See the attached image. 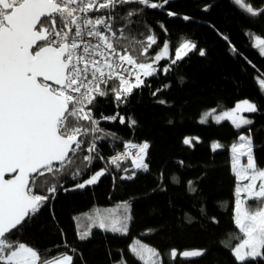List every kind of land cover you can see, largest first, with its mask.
<instances>
[{
    "label": "trees",
    "instance_id": "1",
    "mask_svg": "<svg viewBox=\"0 0 264 264\" xmlns=\"http://www.w3.org/2000/svg\"><path fill=\"white\" fill-rule=\"evenodd\" d=\"M244 2L254 9L264 8V0ZM130 11L134 14L129 16ZM111 15L114 40L139 62H149L166 42L169 57L159 63L155 75L144 78L147 86L133 89L123 102L111 93L97 96L94 116L100 119L118 113L124 123L119 117L100 122L103 131L95 136L102 138L96 140L90 165L85 167L83 157L89 154L83 148L61 174L48 175L56 191H41L49 198L20 228V241L45 258L69 252L74 264H121L122 260L143 264L130 252V245L137 240L157 250L158 264H239L231 248L225 246L234 229L237 184L231 145L243 132L248 134L255 160L264 167V93L257 80L264 78V55L248 36L251 32L264 38V13L252 17L233 0H169L163 8L155 9L128 3L117 6ZM149 35H154L157 43L146 56L140 55ZM186 40L196 47L172 63L175 50ZM244 99L253 101L258 109L246 128L237 130L228 121H199L207 109L230 108ZM188 136L199 140L185 144ZM128 142L149 143L147 171L132 163L119 167L109 163V156ZM213 142H220L223 148L213 150ZM77 169L80 174L74 178ZM99 170L104 175L96 183L77 187ZM125 203L130 205L132 217L127 234L92 229L89 238L79 239L87 228L77 229V217L112 205L120 211ZM191 249L206 252L196 260L169 259L172 250Z\"/></svg>",
    "mask_w": 264,
    "mask_h": 264
},
{
    "label": "snow or ice",
    "instance_id": "2",
    "mask_svg": "<svg viewBox=\"0 0 264 264\" xmlns=\"http://www.w3.org/2000/svg\"><path fill=\"white\" fill-rule=\"evenodd\" d=\"M168 2L0 0V264H74V255L69 252L45 258L39 250L20 241V228L34 218L48 200L41 191H56V185L50 184L48 175L61 174L73 163L77 153L84 150L85 138L103 131L99 127L100 120L114 121L119 116L117 113L95 118L92 107L97 96L105 97L111 93L115 100L123 102L133 89L147 86L142 77L155 75L159 69L154 65L169 57V45L164 43L156 55L149 57V62H139L138 57L114 40L116 33L109 23L113 18L111 12L128 3L155 9L163 8ZM233 2L252 17L264 13V8L254 9L244 0ZM133 14L128 12L129 16ZM168 15L176 13L169 12ZM250 39L264 55V38L250 34ZM147 41L140 55L146 56L148 49L157 43L154 35H149ZM195 47L190 41L180 44L172 63ZM200 54L204 55V52ZM110 84L113 86L109 87ZM258 85L264 91V79L258 80ZM257 110L254 103L244 100L234 109L216 115L215 121L228 120L240 129L252 123L240 113ZM208 115L211 113L205 114V120ZM119 119L124 123V117ZM101 138L93 135L87 152H94L95 141ZM191 142L188 138L184 141L185 144ZM219 147V144L213 145L214 149ZM126 148L129 151L112 157L111 163L119 167V162L130 158L131 150L136 149L132 164L136 169L147 171L144 158L149 144L129 142ZM231 153L235 176L248 182L235 189L234 223L242 235L235 237L239 241L236 245L225 246L231 248L239 264H259L264 261V167L255 160L250 136L239 135L237 143L231 145ZM241 157L247 158L246 164L241 163ZM93 159V156L85 155V167ZM79 174L77 169L73 177ZM102 175L103 170L77 187L92 185ZM242 193L246 195L240 199ZM121 207L122 213L119 209L107 213L97 210L89 220L93 226L105 231L127 234L132 219L130 205L125 203ZM89 236L90 230H85L79 234V239ZM130 252L143 264H158L156 258L160 254L157 250L139 240L130 245ZM205 252L184 250L179 255L187 259L201 257ZM177 255V251L172 250L169 259L175 260ZM121 264L127 262L122 260Z\"/></svg>",
    "mask_w": 264,
    "mask_h": 264
},
{
    "label": "rangeland",
    "instance_id": "3",
    "mask_svg": "<svg viewBox=\"0 0 264 264\" xmlns=\"http://www.w3.org/2000/svg\"><path fill=\"white\" fill-rule=\"evenodd\" d=\"M263 7H264V5H263ZM250 34H254V33H251V32H248V36H249V38H250ZM254 35H256V36H259V35H257V34H254ZM261 38H263V37H261ZM186 41H189V40H186ZM250 41H251V44H252V46L259 52V50L254 46V40L253 39H250ZM185 42V41H184ZM191 42V41H190ZM166 43H168V42H166ZM169 45V44H168ZM162 49V48H161ZM160 49V50H161ZM192 50V49H191ZM189 53V51L187 52V54ZM260 53V52H259ZM184 56V55H183ZM163 59H161L158 63H156L154 66L157 68L158 67V65H159V63L162 61ZM142 79H144V77H142ZM260 79H264V78H261V77H258V79L257 80H260ZM260 87V86H259ZM263 93H264V91H263ZM244 100H248V101H250L251 103H254L253 101H251V100H249V99H244ZM244 100H240V101H238L237 103H235V105L233 106V107H230V108H226V109H219V108H210V109H207V110H205L203 113H202V115L200 116V118H199V121L201 122V123H207V122H210V121H212V122H216L215 121V116L216 115H219V114H221L222 112H224V111H229V110H232V109H234L235 108V106H236V104H238V103H240V102H242V101H244ZM255 104V103H254ZM213 110H215V111H213ZM207 113H211V115H208L207 116V118H206V120H205V114H207ZM251 114L252 113H248V112H242V113H240V115H242L243 117H245V118H247V119H250L251 121H252V123H253V117L251 116ZM202 121H204V122H202ZM224 121H228V120H224ZM221 122H223V121H221ZM228 122H230V121H228ZM217 123V122H216ZM231 123V122H230ZM251 123V124H252ZM251 124H249V125H244V126H242L240 129H243V128H246V127H248V126H250ZM234 127V126H233ZM235 128V127H234ZM235 129H237V128H235ZM240 129H237V130H240ZM241 135H245V136H249L248 134H246V133H242ZM186 138H188V139H190L192 142L189 144V145H192L193 143H194V141H197V140H199V137H197V136H188V137H186ZM185 138V139H186ZM185 139H184V141H185ZM237 143V142H236ZM214 144H219L221 147H219V148H223V146L221 145V143L220 142H213L212 144H211V146H212V149L213 150H216V149H218V148H216V149H214L213 148V145ZM246 157H241V163L242 164H246ZM234 170V169H233ZM99 171H101V170H99ZM99 171H97V172H99ZM97 172H95L94 174H92L91 176H93V175H95ZM90 176V177H91ZM90 177H88L87 179H89ZM101 177V176H100ZM99 177V178H100ZM98 178V179H99ZM86 179V180H87ZM236 179H237V184H236V187L239 185V186H243V184H246L248 181L247 180H244V181H240L237 177H236ZM86 180H84V181H86ZM98 181V180H97ZM236 187H235V189H236ZM246 194H244V193H242L241 194V197H240V199H243L244 198V196H245ZM236 199H237V197H236V195H235V192H234V208H233V219H234V217H235V204H236ZM249 203H253L252 201H249ZM97 210H99V212H101V213H107L109 210H116V206L114 205H112V206H110V207H102V208H96V209H94V210H92L90 213H88V214H86V215H83V216H80V217H77V219H76V225H77V229L80 231L82 228L83 229H85V228H87V230H92V229H100V228H98V227H95V226H93V224H92V222L89 220V217L90 216H94L95 215V213L97 212ZM120 212L122 213L123 212V208H121L120 209ZM100 230H103V231H105L104 229H100ZM109 232H112V231H109ZM118 234H121V233H118ZM237 235H242V234H240L239 233V230H238V228L236 227V225H235V223H234V229H233V231L228 235V237H227V239H226V241H225V244H231V245H236L239 241L238 240H236L235 239V237L237 236Z\"/></svg>",
    "mask_w": 264,
    "mask_h": 264
},
{
    "label": "built area",
    "instance_id": "4",
    "mask_svg": "<svg viewBox=\"0 0 264 264\" xmlns=\"http://www.w3.org/2000/svg\"><path fill=\"white\" fill-rule=\"evenodd\" d=\"M90 15H93V14H90ZM94 15H100V13H95ZM134 79V78H133ZM94 115V114H93ZM113 115H116V114H113ZM113 115H107V116H113ZM95 117V116H94ZM119 117V116H118ZM117 117V118H118ZM96 118V117H95ZM98 119V118H97ZM102 121H106V122H112L111 120H100V122H102ZM85 123H87V122H85ZM93 135H95V134H90L89 135V137H86V139L85 140H87L85 143H84V145L82 146V148H85V150L87 149V147H88V143H89V141L91 140V138H92V136ZM129 143V142H128ZM128 143H126V144H128ZM131 143H133V144H137V145H140V144H143V143H145V142H141V143H138V142H131ZM148 143V142H147ZM126 144L119 150V151H117L116 153H114L113 155H111V156H109V158H108V161H109V163L110 164H112L111 163V158L112 157H114V156H117V155H123V154H125V153H127L129 150L126 148ZM149 144V143H148ZM96 148H97V144H96V141H95V151H96ZM87 151V150H86ZM95 151L94 152H91V153H89L88 152V154L90 155V156H92L94 153H95ZM147 152H148V149H147ZM131 157L130 158H128V159H125V160H122V161H120L119 162V166L120 165H122V164H126V163H132V158H134L136 155H137V150L136 149H132L131 150ZM146 160H147V155H146V157L144 158V162L146 163ZM113 165V164H112ZM57 166H59V165H57ZM114 166H116V165H114Z\"/></svg>",
    "mask_w": 264,
    "mask_h": 264
},
{
    "label": "water",
    "instance_id": "5",
    "mask_svg": "<svg viewBox=\"0 0 264 264\" xmlns=\"http://www.w3.org/2000/svg\"><path fill=\"white\" fill-rule=\"evenodd\" d=\"M7 178V177H6ZM191 250H200V249H191ZM177 251V250H176ZM177 253H178V251H177ZM179 257V259H181V260H196V259H199V258H201V257H194V258H187V259H185V258H183L181 255H179V253H178V255H177V257L175 258V260L177 259Z\"/></svg>",
    "mask_w": 264,
    "mask_h": 264
}]
</instances>
